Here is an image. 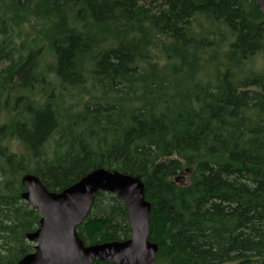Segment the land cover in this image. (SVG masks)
<instances>
[{
  "label": "trees",
  "instance_id": "obj_1",
  "mask_svg": "<svg viewBox=\"0 0 264 264\" xmlns=\"http://www.w3.org/2000/svg\"><path fill=\"white\" fill-rule=\"evenodd\" d=\"M98 167L143 180L155 264H264L255 0H0V264L34 250L25 173L60 191ZM77 231L128 239L123 201L99 191Z\"/></svg>",
  "mask_w": 264,
  "mask_h": 264
},
{
  "label": "water",
  "instance_id": "obj_2",
  "mask_svg": "<svg viewBox=\"0 0 264 264\" xmlns=\"http://www.w3.org/2000/svg\"><path fill=\"white\" fill-rule=\"evenodd\" d=\"M255 2L264 14V0ZM21 181L26 188L22 198L37 209L41 219L39 227L26 236L34 251L17 264H155L159 245L149 238L152 203L140 177L98 167L60 191L48 189L34 173H25ZM176 181L183 183L185 178ZM99 191L123 201L131 228L128 239L86 244L79 235L77 227L93 208Z\"/></svg>",
  "mask_w": 264,
  "mask_h": 264
},
{
  "label": "rangeland",
  "instance_id": "obj_3",
  "mask_svg": "<svg viewBox=\"0 0 264 264\" xmlns=\"http://www.w3.org/2000/svg\"><path fill=\"white\" fill-rule=\"evenodd\" d=\"M49 61H50V57L48 56L46 58V63L48 64ZM13 148L14 149H18V146H16V145L13 144ZM177 177H184L185 178V182H186L188 180V172H185V171L184 172H181L180 174H178ZM104 211H105L104 206L99 202L98 205L96 206V208H94L92 210V213H93V215H101V214H103Z\"/></svg>",
  "mask_w": 264,
  "mask_h": 264
}]
</instances>
